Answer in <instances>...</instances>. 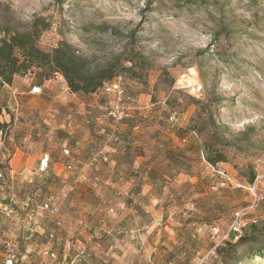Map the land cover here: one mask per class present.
Listing matches in <instances>:
<instances>
[{"label": "rangeland", "instance_id": "1", "mask_svg": "<svg viewBox=\"0 0 264 264\" xmlns=\"http://www.w3.org/2000/svg\"><path fill=\"white\" fill-rule=\"evenodd\" d=\"M35 23L49 24L37 41L41 49L65 40L87 68L112 69L127 92L145 99L146 109L134 117L138 133L157 127L158 149L141 145V154L158 165L151 185L159 222L151 246L126 247L117 217L107 221L109 215L96 212L78 264H264V257L249 256L250 242L235 247L238 237L222 239L238 210L246 211L242 233L250 223L264 224V0H0V24L23 32ZM190 69L204 85L200 97L175 86ZM59 74L49 65L34 67L9 85L29 90L52 78L43 108L69 114L73 105L65 102L73 94ZM10 91L1 89L0 114L13 115L20 126L21 112L39 104L14 111ZM94 97L105 104L104 94ZM13 127L0 122L5 141ZM189 144L195 149L184 154ZM215 153L224 160L211 164ZM5 167L0 164V264H10L8 258L12 264H66L64 253L80 251L70 233L71 182L41 180L11 200ZM56 195L60 211L41 215L36 206ZM27 197L32 203L22 208ZM213 226L221 230L215 238ZM45 248L58 258L44 254Z\"/></svg>", "mask_w": 264, "mask_h": 264}, {"label": "crops", "instance_id": "2", "mask_svg": "<svg viewBox=\"0 0 264 264\" xmlns=\"http://www.w3.org/2000/svg\"><path fill=\"white\" fill-rule=\"evenodd\" d=\"M1 83L3 88L8 86L11 89L7 95L9 97L7 103L13 107L20 109V106L33 102L39 104L36 109L21 112L20 126L13 115L7 112L0 114V122L14 123L11 134L5 141L6 144L0 146V164L6 166L5 174L8 178L11 200L17 193L26 195V190L41 180L42 184H50L69 179L72 184V199L68 203L69 217L72 219L70 233L76 236L75 247L80 251L73 256L64 253L63 259L68 258L66 264L72 261V264H78L84 253L83 240L88 242L89 238L87 227L96 212L99 215L103 213L109 215L107 221H113L112 219L117 217L119 231L123 233L119 242L124 243L126 247L138 243L151 246L152 234L157 231L159 222L158 201L153 195L151 185L157 175L158 165L157 158L151 159L141 154V149L144 148L141 145L148 143L150 147L158 149L157 145L154 146V143L158 144L155 142L157 127L145 128L138 133L140 124L134 125V117L146 109L145 99L136 98L131 105L130 116L118 125L121 140L113 142L108 141V138L115 125L107 118L105 112L113 96L102 91L80 94L71 92L73 96L65 103L69 102L73 107L69 114H66L57 109L50 112L43 108L47 105L48 96L44 87L55 86L52 78L45 77L44 83L34 85L41 86L40 93H32L33 86L29 90L11 87L2 82L1 78L0 92L3 89ZM100 94L106 97L104 105L94 97H99ZM3 96L0 93V100ZM30 117L36 118L38 122L33 125ZM194 149L195 146L189 144L187 150L182 152L187 154ZM66 150L69 151V155L65 154ZM45 152L50 153L52 159L49 169L45 172L48 174L42 175L37 169ZM198 152L203 159L202 150ZM69 164L73 166L72 169H68ZM195 180L198 185L202 184V179L198 175L195 176ZM92 187H97V192L93 191ZM60 198H62L60 195H56L53 199L45 200L43 204L49 202L50 206L59 212L62 205ZM30 203L32 199L27 197L21 202L22 208H28ZM43 204L36 206L37 211H41L40 207ZM46 212L51 211H44ZM105 219L103 218V221ZM51 233L55 236L54 232H50L49 236Z\"/></svg>", "mask_w": 264, "mask_h": 264}, {"label": "trees", "instance_id": "3", "mask_svg": "<svg viewBox=\"0 0 264 264\" xmlns=\"http://www.w3.org/2000/svg\"><path fill=\"white\" fill-rule=\"evenodd\" d=\"M48 23H35L30 30L19 31L9 25L0 24V78L2 82L13 84L16 75H25L32 68L49 65L59 72L72 92L97 93L106 81L114 79V71L106 68H87L84 58L75 53L74 48L65 40L50 51L38 46L40 34L47 29ZM121 134V133H120ZM211 164L223 161L220 153L208 158ZM231 239L236 234L231 233ZM249 256L264 257V224L253 222L249 230L240 234L232 246L249 243Z\"/></svg>", "mask_w": 264, "mask_h": 264}, {"label": "built area", "instance_id": "4", "mask_svg": "<svg viewBox=\"0 0 264 264\" xmlns=\"http://www.w3.org/2000/svg\"><path fill=\"white\" fill-rule=\"evenodd\" d=\"M176 88L182 89V90H188L191 94H193L196 97H200L203 94L204 91V85L198 78L197 70L196 69H190L187 73L181 75L179 79L176 82ZM69 90V87H67ZM104 94L113 96L114 98L109 101L108 105L106 106L105 112L107 118L115 125L114 131L111 133L110 137L108 138V141L113 142H119L121 140V134L118 128V125L123 122L126 118H128L131 114V105L136 101V97H134L132 94L127 92L126 88L122 84L120 79H113L110 81H106L102 88L100 89ZM32 93H40L41 92V86H33L31 89ZM17 107H14V111H17ZM170 120L174 121L176 120L175 116L172 115L170 117ZM5 134L6 132L4 129H0V144L2 145L5 142ZM2 138V139H1ZM66 155H69V151H65ZM51 154L45 152L39 161L38 165V171L40 172H46L51 163ZM264 159V156H263ZM73 166L71 164L68 165V169H72ZM223 174V173H222ZM3 176V172L0 171V177ZM258 198L257 195L250 207H253ZM6 210L8 212H12V208L9 206L6 207ZM40 214L42 215L44 211H51L56 212V208H52L50 206L49 202L44 203L40 207ZM246 214L245 210H238L235 212V217L231 225L230 232L226 233V235L222 236V239H227L229 234L231 236V233L236 234V237H238L240 234H242L243 228L247 225V220H245L244 215ZM212 237L215 238L216 236H219L221 233L219 226H213L212 230ZM51 237L54 236V234H50ZM7 245L10 246L11 242H7ZM45 254H48L52 258H57V255L54 251H51L50 249L45 250ZM77 259L76 257L74 258ZM7 261L12 264L13 259L8 258ZM73 262V261H72ZM69 263V264H72ZM163 264V263H158Z\"/></svg>", "mask_w": 264, "mask_h": 264}]
</instances>
